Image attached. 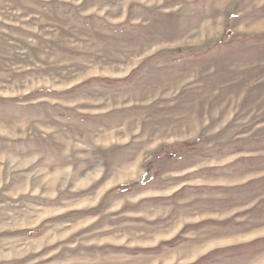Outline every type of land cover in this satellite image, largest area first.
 Instances as JSON below:
<instances>
[{
  "label": "rangeland",
  "instance_id": "374dc122",
  "mask_svg": "<svg viewBox=\"0 0 264 264\" xmlns=\"http://www.w3.org/2000/svg\"><path fill=\"white\" fill-rule=\"evenodd\" d=\"M0 264H264V0H0Z\"/></svg>",
  "mask_w": 264,
  "mask_h": 264
},
{
  "label": "bare ground",
  "instance_id": "6f19581e",
  "mask_svg": "<svg viewBox=\"0 0 264 264\" xmlns=\"http://www.w3.org/2000/svg\"><path fill=\"white\" fill-rule=\"evenodd\" d=\"M89 179V178H88Z\"/></svg>",
  "mask_w": 264,
  "mask_h": 264
}]
</instances>
